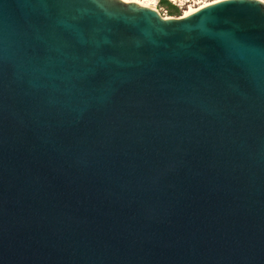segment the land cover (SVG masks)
<instances>
[{"label": "water", "instance_id": "1", "mask_svg": "<svg viewBox=\"0 0 264 264\" xmlns=\"http://www.w3.org/2000/svg\"><path fill=\"white\" fill-rule=\"evenodd\" d=\"M0 264H264V4L0 0Z\"/></svg>", "mask_w": 264, "mask_h": 264}, {"label": "rangeland", "instance_id": "2", "mask_svg": "<svg viewBox=\"0 0 264 264\" xmlns=\"http://www.w3.org/2000/svg\"><path fill=\"white\" fill-rule=\"evenodd\" d=\"M155 4L156 10L162 15L163 17H179L181 16L183 10L187 9L189 6H196L205 1H212V0H167L171 5L175 6L178 10V14L170 15L167 8L165 6L160 5L159 0H148Z\"/></svg>", "mask_w": 264, "mask_h": 264}, {"label": "bare ground", "instance_id": "3", "mask_svg": "<svg viewBox=\"0 0 264 264\" xmlns=\"http://www.w3.org/2000/svg\"><path fill=\"white\" fill-rule=\"evenodd\" d=\"M119 1H121L123 3H133V4H136V5H139V6H144V7H148V8L156 10L155 4L152 3L151 1L149 2L148 0H119ZM219 1H222V0L205 1V2H202V3L198 4V5H196V6H189L187 9L183 10L181 16L193 14L194 12H196V11L206 7V6H209V5H212L214 3H217ZM258 1H260L261 3L264 4V0H258ZM164 18L168 19L170 17H164Z\"/></svg>", "mask_w": 264, "mask_h": 264}, {"label": "trees", "instance_id": "4", "mask_svg": "<svg viewBox=\"0 0 264 264\" xmlns=\"http://www.w3.org/2000/svg\"><path fill=\"white\" fill-rule=\"evenodd\" d=\"M160 5L165 6L170 15H179L178 10L175 6L171 5L167 0H159Z\"/></svg>", "mask_w": 264, "mask_h": 264}]
</instances>
